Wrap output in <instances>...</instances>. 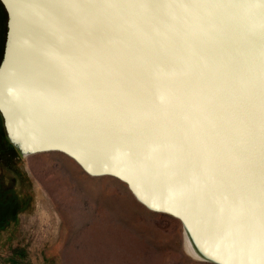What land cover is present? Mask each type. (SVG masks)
Masks as SVG:
<instances>
[{"label":"bare ground","instance_id":"bare-ground-1","mask_svg":"<svg viewBox=\"0 0 264 264\" xmlns=\"http://www.w3.org/2000/svg\"><path fill=\"white\" fill-rule=\"evenodd\" d=\"M7 2L12 34L0 75V106L13 138L24 148L66 145L93 164L121 165L119 169L133 177L144 193L169 202L188 216L198 229L196 235L190 233L188 242L198 257L196 242L201 240L232 264H264L260 238L264 228L260 147L262 154L264 147L258 144L264 134L242 120L239 125L216 103L215 69L205 72L200 65L204 54L198 31L193 33V42L200 76L189 78L190 85L170 93L178 96L195 89L187 108L191 113L200 108L201 113L192 116L188 124L186 114L184 119L177 110L169 115L180 130L175 139L181 140L182 134L191 149L179 151L168 148L170 144L145 146L129 125L122 123L123 129H117L122 125L117 119L123 118L122 113L131 122L143 119L142 125L133 123L142 132L152 121L150 110L128 108L125 102L142 101L145 90L132 86L131 77L138 76L126 72L121 73V81L116 78L110 84L95 77L99 67L95 68V60L102 63L104 56L91 41L89 14H78L75 0ZM197 7L193 6L198 12ZM108 70L116 73L109 66ZM116 86L108 95V88ZM99 91L105 95L101 107L95 95ZM207 91H212L210 105ZM130 136L132 145L125 141Z\"/></svg>","mask_w":264,"mask_h":264},{"label":"water","instance_id":"water-1","mask_svg":"<svg viewBox=\"0 0 264 264\" xmlns=\"http://www.w3.org/2000/svg\"><path fill=\"white\" fill-rule=\"evenodd\" d=\"M1 1L9 14V30L0 75L8 59L12 34L11 9L7 0ZM193 6H198V12ZM75 10L78 14H89L91 41L104 56L102 63L95 60V68L99 65L95 70V77L110 84L116 78L121 81L122 72L138 76H129L133 78L130 84L140 87V91L144 88L145 97L142 101L125 102L128 103V108L141 107L142 112L150 110L152 121L146 127L143 126L145 130L142 132L133 125L138 118L131 122L122 113L123 118L117 119L121 124L129 125L128 128H133L136 136L143 138L145 146L153 144V147H163L170 144L168 148L181 149L179 151L191 149L190 143L182 134L181 140L175 139L180 130L176 128V122L170 120L169 115L177 110L181 114L180 118L184 119L186 114L184 120L188 124L192 116L201 113L198 111L200 108L192 113L187 108L189 96L195 91L192 87H188L192 89L184 95L170 94L171 90L190 85L189 78L193 80L200 76L194 58L195 31H198L203 44L204 56L200 55V65L204 66L205 72L215 69V80L211 77L209 80L217 83L215 89L218 93L213 89L216 103H219L224 114L236 118L239 125L242 120L252 126L256 133L262 131L264 134V0H75ZM108 66L117 74L110 72ZM201 80L209 84L206 78L202 77ZM117 87L108 88V95ZM100 92L95 95L97 106L99 103L101 107L105 95ZM211 92L207 91L208 105L213 101L209 97ZM0 111L11 139L18 146L21 144L19 147L25 153L58 151L74 159L92 176H114L125 182L137 199L152 211L178 218L189 233L196 235L198 229L185 213L178 211L169 202L144 193L133 177L119 169L121 165L93 164L82 153L78 155L66 145L50 144L24 148L21 142L13 138L9 119L1 106ZM166 114L168 116L165 120ZM111 124L117 128L113 121ZM123 124L117 129H123ZM136 124L142 125L143 119ZM261 135L258 144L264 147V138ZM132 139L130 136L125 141L129 143ZM260 154V159L264 161L261 147ZM124 162L127 163L126 160ZM196 243L199 246L198 254L203 259L219 264H232L227 258L212 251L206 241L197 240Z\"/></svg>","mask_w":264,"mask_h":264},{"label":"rangeland","instance_id":"rangeland-1","mask_svg":"<svg viewBox=\"0 0 264 264\" xmlns=\"http://www.w3.org/2000/svg\"><path fill=\"white\" fill-rule=\"evenodd\" d=\"M0 16L1 67L9 19ZM19 146L0 111V213H9L0 264H219L198 257L183 223L152 211L120 179L92 176L58 151Z\"/></svg>","mask_w":264,"mask_h":264},{"label":"trees","instance_id":"trees-1","mask_svg":"<svg viewBox=\"0 0 264 264\" xmlns=\"http://www.w3.org/2000/svg\"><path fill=\"white\" fill-rule=\"evenodd\" d=\"M8 193V192H7ZM7 193L5 194V195H7ZM1 196V198H0V200H1V202H0V211L1 210H3L2 212H5V210L3 209L4 207H5V205H3L4 203V201H5V198L2 196V195H0ZM4 200V201H3ZM7 211H9L10 213H11V211H13V210H10V209H7L6 210V212ZM9 214V213H8ZM7 213L5 214V213H0V224H3V221H5L6 219H5V217L8 215Z\"/></svg>","mask_w":264,"mask_h":264},{"label":"flooded vegetation","instance_id":"flooded-vegetation-1","mask_svg":"<svg viewBox=\"0 0 264 264\" xmlns=\"http://www.w3.org/2000/svg\"><path fill=\"white\" fill-rule=\"evenodd\" d=\"M0 9L3 10L5 14H7V9L1 0H0ZM1 10H0V13H1ZM7 19H9V14H7ZM0 23H1V16H0ZM6 46H7V44H6ZM5 50H6V47H5ZM4 55H5V53H4Z\"/></svg>","mask_w":264,"mask_h":264},{"label":"snow or ice","instance_id":"snow-or-ice-1","mask_svg":"<svg viewBox=\"0 0 264 264\" xmlns=\"http://www.w3.org/2000/svg\"><path fill=\"white\" fill-rule=\"evenodd\" d=\"M261 243L264 244V228L261 230Z\"/></svg>","mask_w":264,"mask_h":264}]
</instances>
